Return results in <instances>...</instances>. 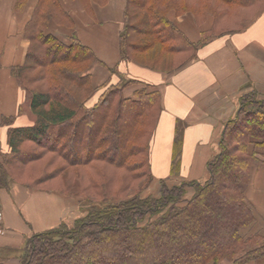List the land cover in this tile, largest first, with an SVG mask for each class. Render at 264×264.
I'll use <instances>...</instances> for the list:
<instances>
[{
    "label": "trees",
    "instance_id": "obj_1",
    "mask_svg": "<svg viewBox=\"0 0 264 264\" xmlns=\"http://www.w3.org/2000/svg\"><path fill=\"white\" fill-rule=\"evenodd\" d=\"M255 6L251 18L231 24ZM171 10L212 14L213 26L192 42ZM261 11L264 0H127L121 55L177 70L212 35L240 31ZM62 17L73 24L61 0H38L26 23L30 45L11 73L25 91L18 113L33 124L16 126L15 115L0 113L9 145L5 151L0 144V193L12 183L59 191L79 199L80 215L33 232L20 246L0 244V264H243L263 256L264 231L253 230L247 189L252 171L264 165V97L253 90L240 98L206 179H157L151 147L160 91L147 84L126 96L124 88L138 80L118 66L107 67L119 82L95 85L91 67L106 64L76 31L55 32Z\"/></svg>",
    "mask_w": 264,
    "mask_h": 264
},
{
    "label": "crops",
    "instance_id": "obj_2",
    "mask_svg": "<svg viewBox=\"0 0 264 264\" xmlns=\"http://www.w3.org/2000/svg\"><path fill=\"white\" fill-rule=\"evenodd\" d=\"M38 0L16 8L15 0H0V113L15 115L13 125L33 124L28 114L18 113L25 91L11 67L25 61L30 40L24 36ZM73 24L53 25L64 33L76 31L106 66L92 67L95 85L117 83L116 67L137 83L124 88L126 96L151 85L160 91L161 112L152 139L151 164L155 178L169 181L204 180L208 161L218 153L226 123L234 118L240 98L253 90L264 97V11L244 22V29L212 35L182 68L165 70L121 55L120 33L124 27L127 0H61ZM169 17L195 43L212 28L214 16L199 20L193 11L171 10ZM53 28V29H54ZM59 29V30H58ZM108 66V67H107ZM105 88L88 100L93 105ZM0 141L8 150L7 126H0ZM3 225L0 244L20 246L35 231L71 221L80 215L77 197L46 192L13 183L1 190ZM247 197L256 214L253 230L264 228V165L252 171ZM221 264H232L223 261ZM243 264H264V255Z\"/></svg>",
    "mask_w": 264,
    "mask_h": 264
},
{
    "label": "rangeland",
    "instance_id": "obj_3",
    "mask_svg": "<svg viewBox=\"0 0 264 264\" xmlns=\"http://www.w3.org/2000/svg\"><path fill=\"white\" fill-rule=\"evenodd\" d=\"M84 1H86V0H84ZM15 2H16V0H15ZM258 9H259L258 6H255L253 8H246L243 12H241L240 18H234V21H232L231 24L234 25L235 23H240L242 21V19L247 18V17L251 18L252 14L255 13V11H257ZM185 12H187V11H185ZM185 12H183V13H185ZM178 14H182V13H178ZM208 15H209V13L207 15L201 16V18H198V19L199 20H203ZM61 21L63 22V24H68L69 23L67 21V18H64V17L61 18ZM226 25H228V22L227 21L225 22V26ZM54 30H55V32L57 31L55 28H54ZM57 32H58V34L64 33V31H61V30H59ZM91 69H92V67H91ZM260 97H262V96H260ZM0 144H1V148L5 150V147H2L1 141H0ZM219 150H220V146H219L218 152H219ZM12 185H13V183L11 184V186ZM0 209H2V208L0 207ZM2 222H3V220H2ZM2 228H3V226H2ZM262 230L264 231V228ZM4 232H5V230H4ZM3 233H0V234H3ZM17 263H18V260L17 259L14 258V259L11 260V264H17Z\"/></svg>",
    "mask_w": 264,
    "mask_h": 264
},
{
    "label": "built area",
    "instance_id": "obj_4",
    "mask_svg": "<svg viewBox=\"0 0 264 264\" xmlns=\"http://www.w3.org/2000/svg\"><path fill=\"white\" fill-rule=\"evenodd\" d=\"M3 217H4L3 212L0 210V223L3 220ZM3 232H4V228H2V226L0 224V233H3Z\"/></svg>",
    "mask_w": 264,
    "mask_h": 264
}]
</instances>
